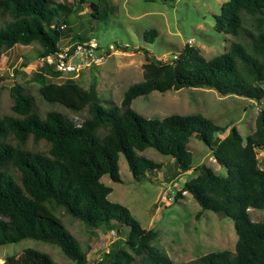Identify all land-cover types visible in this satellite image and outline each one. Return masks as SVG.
<instances>
[{
    "label": "trees",
    "instance_id": "16d2710c",
    "mask_svg": "<svg viewBox=\"0 0 264 264\" xmlns=\"http://www.w3.org/2000/svg\"><path fill=\"white\" fill-rule=\"evenodd\" d=\"M72 11V4L58 0H0V57L15 44L37 42L41 58L62 44L88 39L64 32ZM247 18L249 27L244 26ZM214 28L234 38L222 53L206 58L189 43L172 60L145 52L142 79L126 88L119 104L104 106L93 81L87 89L73 78L52 82L47 77L59 73L41 65L31 78L39 96L74 113L85 111L80 122L56 109L40 114L20 83L9 88L11 112L0 114V245L31 238L58 246L69 261L57 262L28 247L21 252L27 264H88L86 251L53 212L61 207L89 227H128L126 237L113 241L94 264H175L164 249L151 244L158 232L142 227L125 205L110 201L112 188L100 178L108 174L121 181L120 154L136 178L159 168V162L139 153L147 147L172 156L177 170L185 172L192 163L188 141L195 137L226 174L202 163L181 189L202 210L230 217L237 238L233 250H213L179 264H264V220L249 216L250 208H264V162L260 166L256 152L264 150V104L245 138L235 126L217 136L222 128L201 113L151 118L131 107L137 96L183 87L214 88L221 95L258 102L264 98V0L224 1ZM154 35L155 29L144 32L146 39ZM13 260L5 264H15Z\"/></svg>",
    "mask_w": 264,
    "mask_h": 264
},
{
    "label": "rangeland",
    "instance_id": "374dc122",
    "mask_svg": "<svg viewBox=\"0 0 264 264\" xmlns=\"http://www.w3.org/2000/svg\"><path fill=\"white\" fill-rule=\"evenodd\" d=\"M72 4L73 11L63 28L67 36L78 35L94 38L104 52L102 62L82 70L75 81L87 89L93 81L100 102L104 106L119 104L126 88L142 79V63L145 52L155 58L172 60L183 45L197 47L210 58L222 53L234 39L230 34L214 28V16L220 13L226 0H58ZM96 5V7H94ZM98 13L92 16V13ZM251 19L244 22L249 27ZM253 28V27H252ZM155 29L149 39L144 32ZM241 41L240 37L236 38ZM68 39H63L67 42ZM126 49V51H123ZM41 47L37 42L28 45L15 44L0 57V114L10 113L12 99L9 88L20 83L34 100L36 110L43 114L56 109L75 122H80L85 111L74 113L58 103L44 101L37 92L38 83L31 80L43 62L38 58ZM48 75V74H47ZM48 80L61 83L64 76H48ZM264 87V85H263ZM264 104L235 94L221 95L214 88L183 87L160 92L153 90L134 98L131 107L145 117L162 118L168 114L201 113L212 119L222 129L215 134L227 135L235 126L243 138L254 129L258 106ZM101 128L97 130L100 132ZM188 149L192 153L191 168L179 172L174 158L152 147L139 153L159 162L161 166L148 170L139 178L134 177L125 157L118 159L120 182L108 174L100 180L111 186L108 199L125 205L144 228L158 232L151 244L164 249L175 264L192 260L218 249H234L236 233L233 220L209 209H201L197 201L183 192V182L196 173L199 164L211 166L215 172L225 175L226 168L216 163L210 150L201 140L191 137ZM260 166L264 162V150L257 149ZM53 212L74 234L80 247L86 251L88 264L100 260L113 241L125 238L128 227L108 229L89 227L82 221L57 207ZM254 221L264 220V208H250ZM46 252L57 262H68L58 246L25 238L15 243L0 245V264L13 260L15 264H27L21 259L25 248ZM123 247L126 246L123 244ZM6 260V261H5Z\"/></svg>",
    "mask_w": 264,
    "mask_h": 264
},
{
    "label": "built area",
    "instance_id": "2783aa9c",
    "mask_svg": "<svg viewBox=\"0 0 264 264\" xmlns=\"http://www.w3.org/2000/svg\"><path fill=\"white\" fill-rule=\"evenodd\" d=\"M104 52L94 38L69 42L59 46L58 50L41 57L46 66L54 69L59 76L76 78L80 72L102 62Z\"/></svg>",
    "mask_w": 264,
    "mask_h": 264
},
{
    "label": "crops",
    "instance_id": "0c3cea01",
    "mask_svg": "<svg viewBox=\"0 0 264 264\" xmlns=\"http://www.w3.org/2000/svg\"><path fill=\"white\" fill-rule=\"evenodd\" d=\"M252 131H253V130H252ZM252 131H251V132H252ZM218 136H219V135H218ZM224 136H225V135H224ZM224 136H219V137H221V138H222V137H224ZM212 157H213V156H212ZM183 192H186V191H183Z\"/></svg>",
    "mask_w": 264,
    "mask_h": 264
}]
</instances>
